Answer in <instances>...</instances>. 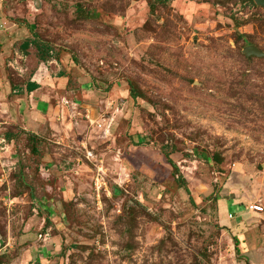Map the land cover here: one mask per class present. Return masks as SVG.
<instances>
[{"label":"rangeland","instance_id":"rangeland-1","mask_svg":"<svg viewBox=\"0 0 264 264\" xmlns=\"http://www.w3.org/2000/svg\"><path fill=\"white\" fill-rule=\"evenodd\" d=\"M246 2L0 0V264H264V58L244 54L264 52V8ZM50 62L110 99L98 123H16L12 88Z\"/></svg>","mask_w":264,"mask_h":264},{"label":"crops","instance_id":"crops-1","mask_svg":"<svg viewBox=\"0 0 264 264\" xmlns=\"http://www.w3.org/2000/svg\"><path fill=\"white\" fill-rule=\"evenodd\" d=\"M2 45L6 46L3 47L4 49H9L8 45L13 46V43L6 39ZM18 57L22 58L21 55ZM54 63L58 65L57 62H50L48 65L41 63L36 67L37 69L28 72L26 84L12 88V93L17 95H13L9 100L10 110L15 115L16 123L37 136L56 135L58 125L55 116L61 113L64 117L72 113L75 115L76 112L78 115L87 113L86 117L88 116L91 123H98L101 116L99 112L104 108L107 109L106 111L109 109L110 102L107 101L110 99L105 102L107 98L99 96V91L88 78H71L65 74L61 66L56 67ZM27 71L28 68H23L20 74L25 77ZM72 81H77L78 86ZM29 84H36L38 87L28 92ZM104 103L107 104L106 107ZM120 110L117 107V111Z\"/></svg>","mask_w":264,"mask_h":264},{"label":"trees","instance_id":"trees-1","mask_svg":"<svg viewBox=\"0 0 264 264\" xmlns=\"http://www.w3.org/2000/svg\"><path fill=\"white\" fill-rule=\"evenodd\" d=\"M246 3H248V4H250V5H253V6H256L253 0H248V2H246ZM240 37H243V35L240 36ZM33 43H34V41H33ZM31 44H32L31 41H26V42L23 44V48L27 51V50L30 48ZM41 51H42V50L39 49V52H41ZM41 60H42V62L48 61L47 58L44 57V56H41ZM37 87H38V86H36V84H32V85L29 84V85H28V92L33 91V90L36 89ZM130 98L133 99V100H135V99L137 98V96H136V94H135L133 88L130 89ZM7 137H8V136H7ZM164 156H165L166 160L168 161V163H169V164L172 166V168L174 169L175 173H179V169L177 168L176 164L171 160L170 155L165 153Z\"/></svg>","mask_w":264,"mask_h":264},{"label":"water","instance_id":"water-1","mask_svg":"<svg viewBox=\"0 0 264 264\" xmlns=\"http://www.w3.org/2000/svg\"><path fill=\"white\" fill-rule=\"evenodd\" d=\"M258 7L264 8V0H253ZM244 54L248 57L264 58V52L256 46H248L244 49Z\"/></svg>","mask_w":264,"mask_h":264},{"label":"built area","instance_id":"built-area-1","mask_svg":"<svg viewBox=\"0 0 264 264\" xmlns=\"http://www.w3.org/2000/svg\"><path fill=\"white\" fill-rule=\"evenodd\" d=\"M251 210L254 213H263L264 212V207L261 206V205H254V206H251Z\"/></svg>","mask_w":264,"mask_h":264}]
</instances>
